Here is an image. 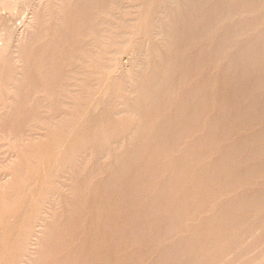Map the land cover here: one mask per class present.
I'll use <instances>...</instances> for the list:
<instances>
[{
    "label": "rangeland",
    "instance_id": "1",
    "mask_svg": "<svg viewBox=\"0 0 264 264\" xmlns=\"http://www.w3.org/2000/svg\"><path fill=\"white\" fill-rule=\"evenodd\" d=\"M9 39L0 264H264V0H9Z\"/></svg>",
    "mask_w": 264,
    "mask_h": 264
},
{
    "label": "bare ground",
    "instance_id": "2",
    "mask_svg": "<svg viewBox=\"0 0 264 264\" xmlns=\"http://www.w3.org/2000/svg\"><path fill=\"white\" fill-rule=\"evenodd\" d=\"M9 0H0V2H1V4H6L7 2H8ZM10 41H11V39H9L8 40V42H6L5 44H4V46H0V53L2 52V55H6L7 54V52L9 51V48H10V45H11V43H10ZM15 83V82H14ZM13 84V83H12ZM12 86V85H11ZM9 91H10V93L13 91V86H12V88L10 87L9 88ZM134 132V131H133ZM2 177V176H1Z\"/></svg>",
    "mask_w": 264,
    "mask_h": 264
}]
</instances>
